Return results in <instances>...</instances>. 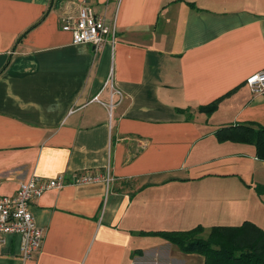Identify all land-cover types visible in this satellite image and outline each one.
I'll return each mask as SVG.
<instances>
[{
	"label": "crops",
	"instance_id": "crops-1",
	"mask_svg": "<svg viewBox=\"0 0 264 264\" xmlns=\"http://www.w3.org/2000/svg\"><path fill=\"white\" fill-rule=\"evenodd\" d=\"M82 4L115 20L114 45L73 44L63 20ZM262 70L264 0H0V197L34 175H111L45 192L42 250L23 262L9 235L0 264H205L160 234L264 230V162L217 137L264 127L246 85Z\"/></svg>",
	"mask_w": 264,
	"mask_h": 264
},
{
	"label": "built area",
	"instance_id": "built-area-1",
	"mask_svg": "<svg viewBox=\"0 0 264 264\" xmlns=\"http://www.w3.org/2000/svg\"><path fill=\"white\" fill-rule=\"evenodd\" d=\"M62 28L72 34L73 44L76 46L91 45L95 49H103L117 41L115 20L98 15L87 4H82L74 16L65 18ZM246 85L252 93L264 95V70L250 76ZM106 88L111 91L108 106L112 109L117 104L116 97L122 99V93L115 87L112 76L108 79ZM95 100L99 101L98 97ZM97 182L109 185L110 171L108 170L106 174L83 171L71 177L60 174L52 179L34 175L21 182L16 195L0 197V247L6 236H18L21 239V260L26 262L36 258L42 250L45 231L37 225L33 216L31 208L34 202L50 190Z\"/></svg>",
	"mask_w": 264,
	"mask_h": 264
},
{
	"label": "trees",
	"instance_id": "trees-1",
	"mask_svg": "<svg viewBox=\"0 0 264 264\" xmlns=\"http://www.w3.org/2000/svg\"><path fill=\"white\" fill-rule=\"evenodd\" d=\"M218 107V101L203 106L202 111L211 114ZM220 141H234L255 146L256 155L264 162V127L244 124L225 127L217 132ZM258 195H264V185L255 186ZM203 227L186 232L160 234L168 242L178 246L187 254H200L205 264H264V230L251 222L238 227H213L207 236Z\"/></svg>",
	"mask_w": 264,
	"mask_h": 264
},
{
	"label": "rangeland",
	"instance_id": "rangeland-1",
	"mask_svg": "<svg viewBox=\"0 0 264 264\" xmlns=\"http://www.w3.org/2000/svg\"><path fill=\"white\" fill-rule=\"evenodd\" d=\"M263 225H264V222H263ZM206 232H207V231H205L204 233H201V231H198L197 234H198V236H200V237L202 238V237L208 235Z\"/></svg>",
	"mask_w": 264,
	"mask_h": 264
}]
</instances>
